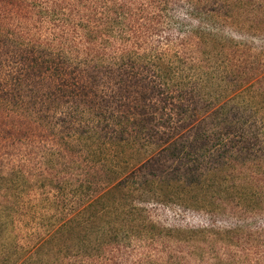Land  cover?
<instances>
[{
	"label": "rangeland",
	"instance_id": "rangeland-1",
	"mask_svg": "<svg viewBox=\"0 0 264 264\" xmlns=\"http://www.w3.org/2000/svg\"><path fill=\"white\" fill-rule=\"evenodd\" d=\"M0 264H264V0H0Z\"/></svg>",
	"mask_w": 264,
	"mask_h": 264
}]
</instances>
